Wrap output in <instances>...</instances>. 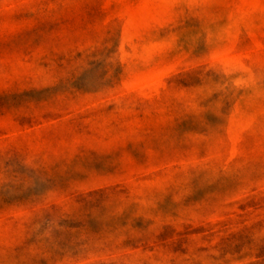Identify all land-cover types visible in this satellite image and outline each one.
Segmentation results:
<instances>
[{"label":"rangeland","instance_id":"obj_1","mask_svg":"<svg viewBox=\"0 0 264 264\" xmlns=\"http://www.w3.org/2000/svg\"><path fill=\"white\" fill-rule=\"evenodd\" d=\"M0 264H264V0H0Z\"/></svg>","mask_w":264,"mask_h":264}]
</instances>
